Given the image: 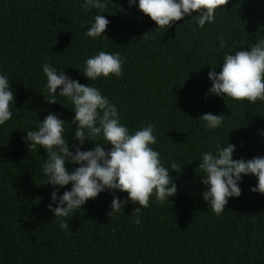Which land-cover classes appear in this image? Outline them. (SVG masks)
Returning a JSON list of instances; mask_svg holds the SVG:
<instances>
[{"label":"trees","instance_id":"1","mask_svg":"<svg viewBox=\"0 0 264 264\" xmlns=\"http://www.w3.org/2000/svg\"><path fill=\"white\" fill-rule=\"evenodd\" d=\"M106 2L102 15L110 23L93 39L85 33L99 10L85 11V0H0V75L15 94L12 118L0 125V264H264V194L251 191L257 178L242 174L241 195L228 198L217 216L202 198L198 168L202 154L215 153L218 144L235 145L233 159L264 157V102L207 95L208 73L213 67L219 73L225 53L264 39V0H229L214 23L198 28L193 13L165 32L139 11L138 0L132 6ZM100 51L119 53L120 76L89 81L82 74L86 59ZM45 63L98 88L130 133L154 126L158 142L151 147L162 165L180 166L179 173L170 170L173 197L158 204L153 195L138 214L139 205L129 201L109 217L113 194L106 190L61 218L67 229L59 226L48 210L53 187L44 184L47 154L25 142L26 131L38 130L54 113L65 121L70 151L78 144L71 102L59 94L55 104L45 98ZM207 113L223 114V125L207 129L199 118ZM94 142L86 140L81 150L93 149ZM74 167L66 161L69 171ZM115 195L128 198L119 190Z\"/></svg>","mask_w":264,"mask_h":264},{"label":"clouds","instance_id":"2","mask_svg":"<svg viewBox=\"0 0 264 264\" xmlns=\"http://www.w3.org/2000/svg\"><path fill=\"white\" fill-rule=\"evenodd\" d=\"M128 3L129 6L135 5L136 0H128ZM228 3L229 0H138V9L155 22L158 26L156 30L165 32L184 17H193V13L197 14L198 28L214 23L216 11ZM106 7V0H85V11L99 10L85 33L87 37L95 39L106 32L110 23L102 15ZM218 39L220 47L224 48L226 41L222 36ZM42 68L47 78L45 87L48 96L45 98L55 104V96L59 94L71 102L75 113L71 124L75 126L74 139L78 144L72 146L74 152L70 151L65 138V121L54 113H49L40 122L38 130L26 131L25 137V142H30L29 149L40 146L47 154L42 165V172L47 177L44 184L53 187L48 210L54 213L62 229H67L69 225L61 218L81 209L89 199L106 190L113 194L109 217L120 212L129 201L139 205L133 211L138 214L142 208L149 207L153 195L156 203L163 204L177 193L170 170L179 173L180 166L174 161L170 168L162 165L160 153L151 147L158 142L152 124L130 133L128 127L121 124L117 107L98 88L81 84L48 63ZM82 74L89 81L111 75L118 77L122 74V58L119 53L100 51L86 59ZM208 78L212 86L207 95L227 97L238 102L246 100L250 104L264 102V39L250 45L249 50L236 51L234 55L225 53L219 73L213 67ZM14 95L9 78L0 75V125L12 118L10 106L14 103ZM199 118L210 130L221 127L224 122L223 114L207 113ZM96 138L105 143H95ZM86 140L94 142L93 149L81 150ZM105 145L111 148L106 151ZM235 147L229 143L226 146L218 144L215 153L202 154L198 165L203 172L201 182L205 186L202 198L217 216L225 210L228 198L241 195L239 182L242 174L254 175L258 183L251 191L264 194V157L233 159ZM66 161L76 167L69 171ZM69 184L70 190L58 196L60 189ZM115 190L127 193L128 198L121 200L115 195ZM134 222L140 223L138 215Z\"/></svg>","mask_w":264,"mask_h":264}]
</instances>
